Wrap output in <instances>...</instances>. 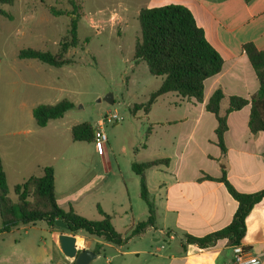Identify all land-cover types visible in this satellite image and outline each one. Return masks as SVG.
Masks as SVG:
<instances>
[{"label": "rangeland", "instance_id": "rangeland-1", "mask_svg": "<svg viewBox=\"0 0 264 264\" xmlns=\"http://www.w3.org/2000/svg\"><path fill=\"white\" fill-rule=\"evenodd\" d=\"M41 1L59 10L70 9L69 0H14L12 6L1 7L12 17L0 16V153L9 197H13L15 185L35 174L32 168L18 174L11 166L12 160L30 163L39 159L43 146L51 143L48 135L55 134L65 145V158L73 155L77 160L73 162L77 164L72 166L71 174L63 168L62 161L58 164V185L67 184L68 180L75 182L85 173L91 174L96 176L94 195L103 201L116 193L114 184L108 182V166L116 172L119 165L122 170L126 169L124 181H119L120 193L139 202L146 219V207L138 197L139 179L129 172L128 161L132 158L142 161L160 151L153 143L154 138L167 134L168 130H154L152 138L149 135L154 123L169 119L172 107L170 97L162 96L147 116L142 112L132 116L129 111L135 104L148 101L162 82V78L149 75L145 63L135 65L133 62L134 45L140 37L138 13L148 8L151 0H79L83 13L77 25L79 46L67 53L74 63L62 68L18 59L19 51L25 49L56 54L70 29L68 18L50 16ZM32 5L41 18L23 22L24 13ZM106 98L112 99V103L106 102ZM63 99L71 102L73 108L47 128L37 127L32 109L39 105H55ZM109 112H116L120 121L103 126L107 137L105 149H99L96 144L71 143L68 127L87 122L97 130V124ZM27 131L29 133L24 135ZM33 142L36 143L34 147ZM51 229L73 236L58 227ZM51 229L46 223L38 222L19 225L1 234L0 264H56L58 260L66 264L58 259ZM74 237L83 240L82 246L77 245L79 249L92 247V252L96 250V245L90 244L92 237L82 233ZM149 244L152 243L147 235L144 240L134 237L122 247H103L89 264H150L156 260L154 257L138 256V251L150 249Z\"/></svg>", "mask_w": 264, "mask_h": 264}, {"label": "crops", "instance_id": "crops-1", "mask_svg": "<svg viewBox=\"0 0 264 264\" xmlns=\"http://www.w3.org/2000/svg\"><path fill=\"white\" fill-rule=\"evenodd\" d=\"M41 4L52 16L48 5L42 1ZM168 5H180L191 12L197 26L203 30L207 41L224 63L219 74L205 81L201 104L183 99L174 93L163 96L170 97L171 116L165 122L154 123L149 135L152 138L154 130H168L167 134L163 133L154 138L153 143L160 151L142 161L135 158L128 161V169L132 173L133 162L169 160L167 166L159 165L145 173L147 189L156 209V221L154 228L147 229L139 236L144 240L150 235L152 244H149L148 251H138V256L146 254L154 257L156 260L150 264H228L232 260V251L226 239L200 249L195 244L187 243L185 237L201 238L225 228L237 209V202L229 195L225 185L205 176L213 179L224 177L240 194H254L264 190V133H250V107L246 106L228 115V129L224 135L225 154L215 145L216 121L204 110L205 104L217 89L224 95L220 104L221 115L228 108L229 97L249 99L258 91L257 78L242 51V45L252 43L257 50H264V0H151L147 9ZM70 10L71 7L65 11ZM37 13V8L32 5L24 13L23 22H33L41 18ZM62 16L68 18L66 15L52 17ZM73 126L66 130L70 133ZM25 133L27 135L29 131ZM47 138L51 143L44 145L43 150L40 148L42 154L39 159L35 158L30 163L12 160L11 166L15 172L20 174L27 168H32L35 174L29 175L26 178L28 179L41 176L45 167H52L57 205L65 211L72 208L76 214L91 221L102 219L98 212L100 209L111 218L115 231L122 237H128L136 224L146 220L139 202L120 193L118 185L120 179L124 181L126 169L122 170L119 165L117 171L113 172L108 164V182L114 184L116 193L103 201L94 195L97 191L93 185L96 176L91 174L85 173L75 182L68 180L67 184L58 185V164L62 161L63 168L68 169L71 174L72 166L77 164L73 162L77 160L73 159V155L65 158V145L60 143L57 135L50 134ZM71 143L79 142L71 140ZM35 144L33 142L32 147ZM0 158L6 175L1 153ZM51 231L55 238L58 259L66 264H73V260H68L59 248L58 239L63 234L57 230ZM90 244L98 246L99 250L103 247H115L94 237ZM240 245L258 256L260 264H264V200L255 205L247 216L245 235ZM85 249L92 251V247ZM81 250L83 249L78 247V251ZM56 264L63 263L58 260Z\"/></svg>", "mask_w": 264, "mask_h": 264}, {"label": "trees", "instance_id": "trees-1", "mask_svg": "<svg viewBox=\"0 0 264 264\" xmlns=\"http://www.w3.org/2000/svg\"><path fill=\"white\" fill-rule=\"evenodd\" d=\"M79 0H69V12L56 10L47 6L52 16L66 15L70 20L68 34L61 40L56 54L31 49L20 50L18 59L36 60L47 66L62 68L71 66L74 62L67 57L70 49L79 46L77 25L83 16ZM14 0H0V16L11 19V15L1 9L2 6H12ZM80 3V2H79ZM140 37L136 40L133 50V62L145 63L149 75L162 78L160 87L150 94L148 101L135 104L129 109L130 114L142 112L147 116L155 101L166 94L174 93L188 101L197 104L203 102L204 83L207 79L219 74L223 67V59L209 44L205 34L195 22L191 12L180 5H168L142 9L138 13ZM87 43V40L84 44ZM242 51L252 67L258 82V91L249 99L231 96L228 98V108L220 114V104L224 99L221 90L213 92L204 106L206 113L216 121L214 135L215 145L222 154L226 153L224 135L227 132V117L229 114L250 107L248 129L251 134L264 133V50L259 51L252 43L242 45ZM73 108L66 99L55 105H39L32 110V117L39 128H44L50 121L61 119ZM71 140L95 144L97 130L89 123L74 125L71 129ZM168 159H159L143 163L131 164L132 173L139 179V198L146 207V220L135 225L128 237L118 234L111 218L98 210L100 221L88 220L74 212L72 208L61 209L56 202L54 191V171L45 167L39 177H30L13 187V197H9L6 175L0 158V235L10 232L19 225H33L44 222L49 228H57L56 221L64 223L69 234L79 233L101 240L103 243L117 247L127 245L134 237H139L147 229L155 227L156 209L150 198L145 173L148 169L165 165ZM225 185L229 195L237 202V209L228 226L201 238L186 236V242L195 244L200 249L208 248L219 240L226 239L230 246L239 245L245 235V221L255 205L264 200V190L254 194L238 193L224 177L213 179ZM61 229V228H60ZM99 254V247L93 251Z\"/></svg>", "mask_w": 264, "mask_h": 264}, {"label": "built area", "instance_id": "built-area-1", "mask_svg": "<svg viewBox=\"0 0 264 264\" xmlns=\"http://www.w3.org/2000/svg\"><path fill=\"white\" fill-rule=\"evenodd\" d=\"M120 121L119 115L116 112H109L97 124V140L96 145L99 149H105L107 137L103 131L105 124L115 125ZM77 240V237H75ZM78 250V246L75 243ZM232 260L228 264H260L261 260L258 256L251 254L247 249L239 245L231 246Z\"/></svg>", "mask_w": 264, "mask_h": 264}, {"label": "water", "instance_id": "water-1", "mask_svg": "<svg viewBox=\"0 0 264 264\" xmlns=\"http://www.w3.org/2000/svg\"><path fill=\"white\" fill-rule=\"evenodd\" d=\"M106 102L112 103V99H105ZM56 227L67 230L64 223L60 221L55 222ZM59 248L66 258L72 259L73 264H89L96 258V254L91 250L85 249L78 251L75 247L76 239L74 236L61 235L58 239Z\"/></svg>", "mask_w": 264, "mask_h": 264}, {"label": "bare ground", "instance_id": "bare-ground-1", "mask_svg": "<svg viewBox=\"0 0 264 264\" xmlns=\"http://www.w3.org/2000/svg\"><path fill=\"white\" fill-rule=\"evenodd\" d=\"M76 244H77L78 246H82V244H83V240H82L81 238H77V240H76Z\"/></svg>", "mask_w": 264, "mask_h": 264}]
</instances>
